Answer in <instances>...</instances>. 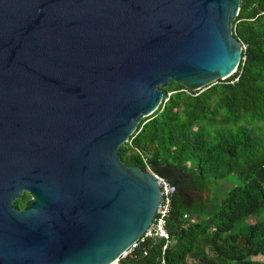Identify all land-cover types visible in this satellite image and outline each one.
<instances>
[{"label":"water","instance_id":"1","mask_svg":"<svg viewBox=\"0 0 264 264\" xmlns=\"http://www.w3.org/2000/svg\"><path fill=\"white\" fill-rule=\"evenodd\" d=\"M240 2L0 0V264H125L155 216L153 173L193 201L190 173L118 148L172 81L236 71Z\"/></svg>","mask_w":264,"mask_h":264},{"label":"trees","instance_id":"2","mask_svg":"<svg viewBox=\"0 0 264 264\" xmlns=\"http://www.w3.org/2000/svg\"><path fill=\"white\" fill-rule=\"evenodd\" d=\"M232 34L245 45L236 71L200 90L172 81L118 148L126 165L190 173L183 186L195 193L189 203L176 186L165 250L164 239H147L125 264H264V0H241ZM231 176L221 197L204 199L210 182Z\"/></svg>","mask_w":264,"mask_h":264},{"label":"built area","instance_id":"3","mask_svg":"<svg viewBox=\"0 0 264 264\" xmlns=\"http://www.w3.org/2000/svg\"><path fill=\"white\" fill-rule=\"evenodd\" d=\"M242 49H245V45L242 44ZM235 78L234 80H236ZM233 82V81H231ZM147 170H149L148 163L146 162ZM160 188V199L157 205L155 216L144 231V233L135 241H133L119 256L120 259L134 258L138 256L140 244L147 239H164L165 243L162 246V251L165 250L167 244L170 242V236L166 229V222L169 217L172 196L176 191V185L170 180L153 173ZM144 250L142 254H145ZM162 264L164 260L162 259Z\"/></svg>","mask_w":264,"mask_h":264},{"label":"rangeland","instance_id":"4","mask_svg":"<svg viewBox=\"0 0 264 264\" xmlns=\"http://www.w3.org/2000/svg\"><path fill=\"white\" fill-rule=\"evenodd\" d=\"M236 182V177H229L226 180L212 181L208 184L205 192L204 199H210L211 197H221V193L225 192L229 187H231ZM195 193H193V198ZM203 215H191V219L200 218Z\"/></svg>","mask_w":264,"mask_h":264},{"label":"flooded vegetation","instance_id":"5","mask_svg":"<svg viewBox=\"0 0 264 264\" xmlns=\"http://www.w3.org/2000/svg\"><path fill=\"white\" fill-rule=\"evenodd\" d=\"M24 193H26L28 195V197L24 199V203H25V201L30 197V195L27 192H24ZM24 193H23V195H24ZM24 203H23V205H24ZM23 205H22V207H23ZM22 207H20V208H22Z\"/></svg>","mask_w":264,"mask_h":264}]
</instances>
